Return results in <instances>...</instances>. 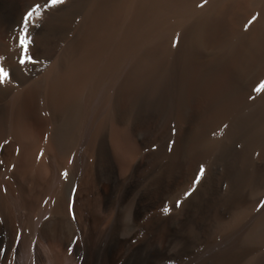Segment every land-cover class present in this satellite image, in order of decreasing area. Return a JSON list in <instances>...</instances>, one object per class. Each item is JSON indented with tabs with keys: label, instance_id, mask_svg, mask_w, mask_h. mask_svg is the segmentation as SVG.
<instances>
[{
	"label": "bare ground",
	"instance_id": "bare-ground-1",
	"mask_svg": "<svg viewBox=\"0 0 264 264\" xmlns=\"http://www.w3.org/2000/svg\"><path fill=\"white\" fill-rule=\"evenodd\" d=\"M0 67V264H264V0H0Z\"/></svg>",
	"mask_w": 264,
	"mask_h": 264
},
{
	"label": "snow or ice",
	"instance_id": "snow-or-ice-1",
	"mask_svg": "<svg viewBox=\"0 0 264 264\" xmlns=\"http://www.w3.org/2000/svg\"><path fill=\"white\" fill-rule=\"evenodd\" d=\"M64 2H65V0H49V5L56 6V5L62 4ZM40 8H41L40 5L34 6L24 17L23 27H22L20 37H19V44L22 47V54H21V57L19 60V63L21 65H25L26 63L34 62L32 56L28 54L29 53V43H30V35L28 34V24H29L31 18L33 17V15H35V16L41 15ZM254 19H255V17H253V20ZM251 22L252 21H249V24ZM246 27H247V25H246ZM174 46H175V43H174ZM8 76H9V73L4 68L0 67V85L7 82ZM254 90L257 93L264 92V81H261L260 84ZM65 175H66V173H65ZM203 175H204V168H203V166H201L200 173L197 175L194 183H198ZM177 206H179V202H178ZM262 206H264V202H262ZM163 211L165 213H167L169 211V209L166 207ZM17 240H19V236L17 237ZM3 251H4V249L0 248V252H3ZM69 251H71V249H69Z\"/></svg>",
	"mask_w": 264,
	"mask_h": 264
},
{
	"label": "rangeland",
	"instance_id": "rangeland-1",
	"mask_svg": "<svg viewBox=\"0 0 264 264\" xmlns=\"http://www.w3.org/2000/svg\"><path fill=\"white\" fill-rule=\"evenodd\" d=\"M181 241L183 240L184 241V239H180ZM181 241H180V243H181ZM179 242V241H178ZM186 243V244H185ZM188 243L187 242H183V245L184 246H186ZM188 246V245H187ZM202 249V248H201ZM197 249V252L196 251H193V253L192 252H187V253H184V254H182V256L185 258H192L193 259V261L194 262H197V263H199V264H203V262L205 261H203V259L205 258V257H203V256H206L205 255V253H204V250L202 249ZM188 253H189V255H188ZM200 253V254H199ZM202 254H204V255H202ZM197 255V256H196ZM197 258H198V261H197ZM199 259L201 260V261H199ZM179 264L178 262H161V263H158V264ZM181 264V263H180Z\"/></svg>",
	"mask_w": 264,
	"mask_h": 264
}]
</instances>
